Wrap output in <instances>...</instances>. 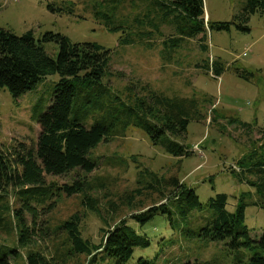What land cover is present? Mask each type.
<instances>
[{"label": "rangeland", "instance_id": "374dc122", "mask_svg": "<svg viewBox=\"0 0 264 264\" xmlns=\"http://www.w3.org/2000/svg\"><path fill=\"white\" fill-rule=\"evenodd\" d=\"M122 1L125 6L120 10L127 14L145 9L149 0ZM104 2L0 0V28L16 34L33 30L36 36L53 31L73 42L101 44L111 51L105 82L117 94H124L130 85L137 88L146 83L167 95L195 97L201 116L192 118L183 139L190 153L174 156L161 143L153 144L144 130L135 126L102 141L90 152L96 164L91 172L74 169L61 176L47 177L48 182L52 180L57 186L81 180L85 189L70 196L53 197L44 210L38 207V225L48 227L49 235L45 240H35L33 246L18 248L20 254L12 259V264H26L28 249L44 251L47 257L55 256L60 264H87L89 256L71 250L66 231L60 225L78 213L82 237L98 244L104 231L120 220L135 225L133 213L163 203L164 193L170 189H165V183L172 177L195 190L208 215L209 197L226 194L230 210L242 198L246 203L245 224L252 236L260 234L264 230V208L254 202L264 200L263 192L248 183L256 180V174L246 171L242 174L244 179H238L241 174L237 162L242 156L248 159L253 152L264 155V9H257L245 20L247 0H203L205 41L199 35L184 39L168 57L162 56V41L174 31L166 19L157 24L155 31L149 25L133 27L129 35L134 42L121 43L127 37L125 30L105 29ZM130 2L133 8L128 7ZM50 4L71 5L72 11L52 13L48 9ZM213 22H228L229 29L210 28ZM45 47L49 51L56 49L54 43ZM205 60L210 68L214 60L222 63L221 75L214 76L202 67ZM49 78L56 79L57 75ZM47 84V81L41 83L17 99L0 88V148L37 139L38 114H32V107L40 95L48 98ZM94 119L95 116L89 117L88 122ZM240 121L248 123L251 129H244ZM154 175L159 180L156 190L149 187ZM88 198L96 202L95 209L86 207ZM17 200L13 189L2 199L5 203L1 204L4 208L0 218V245L16 243L12 209L19 207ZM25 215L30 223V215ZM201 219V213L195 209L189 222L186 219L175 227L156 216L136 228L150 240V245L137 247L127 264H135L140 257L153 259V264H182L195 259L214 260L213 264L247 263V251H232L224 241L186 239L182 231L200 224Z\"/></svg>", "mask_w": 264, "mask_h": 264}, {"label": "trees", "instance_id": "16d2710c", "mask_svg": "<svg viewBox=\"0 0 264 264\" xmlns=\"http://www.w3.org/2000/svg\"><path fill=\"white\" fill-rule=\"evenodd\" d=\"M147 2L140 12L125 14L120 10L125 6L122 0H105L106 5L102 8L105 29L125 30L127 37L121 39V43L131 44L134 39L129 34L133 27L149 25L154 29L150 30L155 31L158 30L157 24L166 19L174 31L171 37L162 41V56L168 57L184 39L199 35L201 41H205L203 0H149L145 4ZM70 7L67 4L48 5V9L57 14L69 13L72 11ZM128 7L133 8L131 2ZM257 9H264V0H247L244 19L247 20ZM209 27L228 30L229 23L213 22ZM47 43H54L56 49L47 50ZM202 49L206 51V47ZM110 53L97 42H73L68 36L53 31L36 36L33 30L16 34L0 28V88L17 99L37 85L48 82V98L40 95L32 107V114H38L40 131L37 139L32 143L19 141L6 149L0 148V218L4 208L1 204L5 203L2 199L10 190H14L17 201H20L19 207L12 209L16 243L0 245V264H12V259L20 254L18 248L33 246L35 240L47 239L49 228L38 225V207L44 210L53 197L70 196L85 189L81 180L57 186L52 180L48 182L47 177L61 176L74 169L91 172L96 164L90 152L102 141L135 126L143 129L153 144L161 143L165 151L174 156L190 153L183 139L192 118L201 116L195 97L167 95L146 83L137 88L130 85L124 94L115 93L105 82ZM201 66L214 76L223 72L218 60L211 62V68L208 60ZM54 75H57L56 79L49 78ZM242 76L247 78L244 74ZM93 116L95 119L88 122ZM239 124L246 130L251 129L248 123L240 121ZM237 164L241 174L238 179L243 180L242 174L246 171L256 174V180H248V183L264 195V155L253 152L248 159L242 156ZM158 183L154 175L150 189L156 190ZM166 187L170 189L164 193L163 203L133 213L135 225L120 220L113 228L104 231L98 244L82 237L81 218L74 213L60 225L66 231L71 250L88 255L87 264H127L137 247L150 245V240L136 228L156 216L170 221L175 227L178 222L188 221L192 211L197 209L202 219L200 224L182 231L186 239L224 241L232 251L244 249L248 252L246 264H264V230L253 236L250 234L245 224L246 203L242 198L230 210L226 194L209 197L206 207L211 212L208 215L192 187L180 183L175 177L165 183ZM85 204L90 210L96 208L92 198H88ZM254 204L264 208L263 198ZM25 213L30 215V223ZM25 256L26 264H60L55 256L47 257L39 249H28ZM213 262L195 259L182 264ZM135 264H153V259L140 257Z\"/></svg>", "mask_w": 264, "mask_h": 264}]
</instances>
